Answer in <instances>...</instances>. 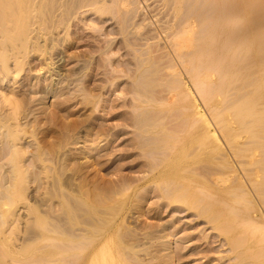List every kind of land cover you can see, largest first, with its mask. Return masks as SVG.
Here are the masks:
<instances>
[{
  "label": "bare ground",
  "instance_id": "obj_1",
  "mask_svg": "<svg viewBox=\"0 0 264 264\" xmlns=\"http://www.w3.org/2000/svg\"><path fill=\"white\" fill-rule=\"evenodd\" d=\"M107 21L134 62L115 67ZM74 22L99 39L68 75ZM48 73L74 91L40 141L34 104L65 90ZM106 93L121 104L95 117ZM80 97L91 114L64 120ZM195 261L264 264V0H0V264Z\"/></svg>",
  "mask_w": 264,
  "mask_h": 264
},
{
  "label": "rangeland",
  "instance_id": "obj_2",
  "mask_svg": "<svg viewBox=\"0 0 264 264\" xmlns=\"http://www.w3.org/2000/svg\"><path fill=\"white\" fill-rule=\"evenodd\" d=\"M93 14H91V13H89V15H87V16H85L84 18L85 19H88V21H90L89 19H91V20H94V19H96L97 18V14L95 15V12H92ZM91 14V15H90ZM106 18H108V17H106ZM105 20H108V19H105ZM139 20V18H137V21ZM73 29H71V31H70V33H71V37H72V41L70 42V44L69 45H67L66 46V48H64V52H63V55H64V57L66 58V60L68 59V57H73V60H72V62H65V64H64V66H63V72L65 73V74H68V75H70L71 74V72L73 71V70H75V69H77V67L80 65H78V62L75 60V58H80V59H88V58H90L92 55V51L93 50H96V45H97V39H99V36L97 35V33H96V35H95V33L93 32V31H91V33H90V31H86V30H82V29H80V33H79V36L77 35V34H74V32L75 31H77L78 30V28H76L75 27V25H76V22H74L73 23ZM74 31V32H73ZM105 31L109 34V33H111L112 35H111V38H115V40H116V43H115V46H116V51H118V49H120L121 48V46L124 48V49H122V51H121V54H123L125 51V45L123 44L124 42L122 41V40H124L123 39V37H122V35L119 33V31H118V29L116 28V25L115 24H113L111 21H107V23L105 24ZM89 32V33H88ZM135 34V35H134ZM132 35V36H131ZM131 35H130V37H132L133 39L136 37V33H131ZM121 36V37H120ZM97 37V38H96ZM102 38H105V36L104 37H102ZM123 42V43H122ZM89 43H91L90 45H91V47H90V45H89ZM96 44V45H95ZM122 44V45H121ZM95 45V46H94ZM157 46V45H156ZM156 49L157 50H159L160 49V47H159V49H158V47L157 48H153L152 50H153V52H154V54H155V51H156ZM127 50V54H128V56H126V54H124V57H120V59H119V57L118 56H116L115 57V59H114V61H116V65H115V67H118V63H119V60L121 61V62H123V61H125V62H128L127 61V59L129 60L130 59V61L131 62H134V57H135V52H134V49L133 48H131V49H126ZM128 50H130V51H128ZM133 50V51H132ZM158 51H156V53H157ZM131 53V54H130ZM135 53V54H134ZM131 55V56H130ZM133 55V56H132ZM95 58H97L96 60H98L99 61V59L101 60L103 57L99 54V53H96L95 54ZM133 59V60H132ZM97 61V62H98ZM31 62H33V63H35V64H39V60H38V58H36V57H32L31 58ZM97 62H95L94 61V64H93V68H92V70H91V72H90V74H89V76L85 79L84 78V81L85 82H87L88 84H90L89 86V88H90V90L93 92V93H96L95 92V87L97 86V84H100L101 83V80H100V78L103 76V74H102V69L98 66V64L96 65V63ZM53 74H50V73H48V74H46V75H44V76H42L41 77V81H42V83L44 84V85H47V84H49L51 81H52V79H54V81H53V83L52 84H55V87L56 88H59V91L61 90V89H64L65 88V90H64V95L62 96L61 94H63L62 92H59L58 93V96L55 98L54 96H52V95H49V96H47V99H46V101H45V104L44 105H38V103H35L34 105H35V109H36V115L38 116L39 115V117L43 120L42 121V123H41V127H39V129H38V133H39V137H40V141H42V140H44L43 139V137H46V134H45V131L47 130V129H50V128H53V125H51V124H48V122H46V113L44 112L45 110H46V112L47 113H49V112H52L54 109L57 111V107L59 106V104L58 103H60V102H64L65 100H67L68 98H70V97H73V96H71V95H69L68 94V92L70 91V92H73L74 90H73V88H74V86H70V88H67L68 87V81H67V79H59L57 76H52ZM124 81H125V79H124ZM35 82H36V80L34 79L33 81H32V84H35ZM55 82V83H54ZM123 83V82H122ZM128 83V82H127ZM125 84H126V82H125ZM120 85L123 87V84H121V82H120ZM71 89V90H70ZM74 93H72V95H73ZM116 94H119L118 92L116 93ZM69 96V97H68ZM130 97H131V95H130ZM104 98H105V103H104V101H102L101 102V105H100V108H99V110H97V112H95L94 113V116L95 117H97V116H99V115H104L105 116V111L107 110V109H109V111L111 110V108L112 107H115V106H118L119 104H121V101H122V99H121V101H120V99L116 96V95H112L111 93H106L105 95H104ZM118 98V99H117ZM83 98L82 97H80V98H76V99H74L73 101H71L70 103H68V106H70V109H69V114H67V113H65V111L63 112V111H61V115L62 116H64V120H66V121H69V122H75V121H80L81 119H84V118H86V116L87 115H90L91 114V110H89V108L91 107L90 105H86V102H83V100H82ZM102 106V107H101ZM60 107V106H59ZM106 109V110H105ZM101 110H104V111H101ZM126 110V109H125ZM128 111L130 110L131 112H132V109H127ZM108 111V112H109ZM58 112V111H57ZM44 113V114H43ZM59 114V116H60V112L58 113ZM104 116H102V119L104 120ZM109 116L111 117L112 115H110L109 114ZM101 117V116H100ZM66 118V119H65ZM45 120V121H44ZM100 122H102L101 121V119L99 118V120H97V121H95V124L93 123V125L94 126H97V124H99ZM50 123V122H49ZM54 123V122H53ZM109 124H110V126H113L112 124H117V123H119V121H117V120H111L110 122H108ZM60 126H62V124L60 123L59 125H58V127H54V131L56 130V129H60ZM80 127H81V125H79ZM79 131V130H78ZM131 136H132V134H131ZM47 142L49 143V144H51L50 145V147H53L55 144H56V140L54 139V138H52V137H47ZM119 144V142L118 143H115V144H113V145H111L110 146V150H113V149H115L116 150V148H117V145ZM49 146V145H48ZM47 146V147H48ZM81 146V144H79V145H77V146H75L76 148H78V147H80ZM72 147H74V146H72ZM73 148L74 150V153H79L77 150H75L76 148ZM70 148H71V146H70ZM76 151V152H75ZM134 152H135V150H134ZM135 153H139V151L137 152H135ZM126 159V158H125ZM124 159V160H125ZM130 159V158H129ZM117 161H119V158L118 159H116L114 162H116L117 163ZM94 162H91V163H89V169L91 170V171H93V172H95V169L97 168V166L96 165H92ZM116 163H115V165H116ZM114 165V166H115ZM128 171H130V170H126L124 173L125 174H129V175H131V176H133L134 174H132L131 173V171L130 172H128ZM101 174H103V172H101ZM156 199H153V200H151V202H153V201H155ZM148 208V207H147ZM147 216L149 215L150 217H151V215L153 214V212L151 213V214H149V210H147V211H145L144 212ZM165 214H168V211L165 213ZM144 221H148V222H152V223H157V221L155 220V219H147V218H144ZM199 231V230H198ZM198 231H194L195 232V236H197V238L196 239H192L191 240V243H197V246H199V245H202V247H205V246H208V247H211V246H215L214 244H213V242H214V238L212 237V238H210V235L208 236V238H206L205 237V235L204 236H202V234H199V232ZM208 234V233H207ZM201 235V236H200ZM202 238V239H201ZM205 242H204V241ZM208 244V245H207ZM213 254V253H212ZM215 255V254H214ZM191 258H193V257H191ZM194 258H196V257H194ZM192 264H200V261H195V262H193Z\"/></svg>",
  "mask_w": 264,
  "mask_h": 264
},
{
  "label": "clouds",
  "instance_id": "obj_3",
  "mask_svg": "<svg viewBox=\"0 0 264 264\" xmlns=\"http://www.w3.org/2000/svg\"><path fill=\"white\" fill-rule=\"evenodd\" d=\"M7 104L11 106L13 109H15L17 112L21 109L22 107V102L17 100L14 96L13 97H8L7 98Z\"/></svg>",
  "mask_w": 264,
  "mask_h": 264
}]
</instances>
